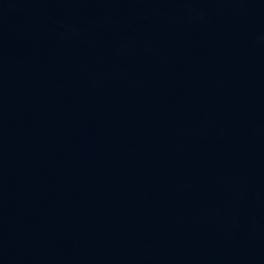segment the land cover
<instances>
[{
    "label": "water",
    "instance_id": "obj_1",
    "mask_svg": "<svg viewBox=\"0 0 264 264\" xmlns=\"http://www.w3.org/2000/svg\"><path fill=\"white\" fill-rule=\"evenodd\" d=\"M0 264H264V0H0Z\"/></svg>",
    "mask_w": 264,
    "mask_h": 264
}]
</instances>
